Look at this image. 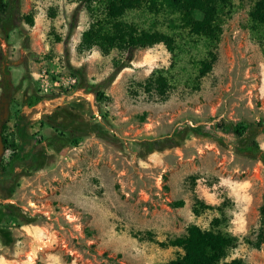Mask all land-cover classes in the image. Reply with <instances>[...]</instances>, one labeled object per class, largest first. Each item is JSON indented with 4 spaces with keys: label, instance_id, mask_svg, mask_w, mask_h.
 <instances>
[{
    "label": "rangeland",
    "instance_id": "374dc122",
    "mask_svg": "<svg viewBox=\"0 0 264 264\" xmlns=\"http://www.w3.org/2000/svg\"><path fill=\"white\" fill-rule=\"evenodd\" d=\"M256 1L219 8L216 42L165 5L127 11L123 22L169 36L173 50L139 49L110 81L124 54L79 50L85 7L64 45L77 3L21 0L33 24L20 23L1 44L12 87L0 171L18 151L22 160L0 187V264H161L183 254L168 242L190 225L237 239L225 261L264 264V243L254 247L264 169L236 152L247 136L217 128L260 124L264 151V23L249 18ZM93 6L100 11L101 0ZM210 52L216 60L201 76ZM69 66L83 68L80 89ZM63 137L68 145L47 141ZM168 137L171 147L143 145Z\"/></svg>",
    "mask_w": 264,
    "mask_h": 264
},
{
    "label": "trees",
    "instance_id": "16d2710c",
    "mask_svg": "<svg viewBox=\"0 0 264 264\" xmlns=\"http://www.w3.org/2000/svg\"><path fill=\"white\" fill-rule=\"evenodd\" d=\"M77 5L69 22L68 33L64 39V45L67 44L72 32L76 29L78 23V15L83 7L89 12L90 24L86 31L82 33L79 43V50L84 51L92 47H97L102 55L109 54L112 50H118L124 54L119 62L114 63L113 70L109 76V80L113 81L117 75L124 69L130 68L134 58L135 51L144 48H151L158 44H163L169 52H172V39L161 33H149L140 30L135 24L123 22L121 18L127 11L140 10L144 7L149 9L157 8V4L165 5L171 9L181 12L182 16L191 22V31L196 35H201L213 42L218 40L220 31L217 24L219 16V8L228 5L230 0H101L102 8L95 11L93 4L96 0H74ZM21 0H0V88L6 92L10 90V70L8 61L4 55L1 44L8 42L10 32L20 23L32 26L33 20L29 15L20 13ZM198 11L202 14L201 20H193L192 14ZM250 21L255 25L264 23V0L255 2L249 13ZM66 51V48H65ZM216 60L213 52L209 53V59L203 62L200 69V75H206L212 68ZM73 74L78 77V88L82 87L85 81L83 68L73 69ZM7 117L0 122L1 131L5 129L9 122ZM18 131L25 134V128L21 126V119H17ZM24 121V119H22ZM19 122V123H18ZM260 124L248 123L245 125H234L224 121L217 124V128L223 133H232L237 137L247 136L246 141L236 146V152L240 155L252 158L260 162L264 169V151L261 150L256 141V135ZM72 137V136H71ZM23 138V137H22ZM48 143L54 147L68 145V141L63 138L47 139ZM5 146V141L3 140ZM76 145V140H73ZM175 144L173 137H168L162 141H146L143 143L147 152L151 153L171 147ZM22 156L18 151L10 156L7 167L1 174L4 179L6 175L12 174L15 165L21 162ZM5 173V175L3 174ZM4 180L1 181V188H4ZM4 190V189H3ZM183 202L175 203V206H181ZM220 220L214 218L211 221V227H216ZM237 239L227 233L213 230H202L196 225H190L186 229L185 235L177 237L168 242L170 247H176L183 251V254L175 259L161 264H241L238 259L229 262L225 261L228 257L230 249L235 248ZM264 243V193L262 195V203L259 208V228L255 248H259Z\"/></svg>",
    "mask_w": 264,
    "mask_h": 264
},
{
    "label": "flooded vegetation",
    "instance_id": "af4514ba",
    "mask_svg": "<svg viewBox=\"0 0 264 264\" xmlns=\"http://www.w3.org/2000/svg\"><path fill=\"white\" fill-rule=\"evenodd\" d=\"M11 93H7L5 90H3V93H2V99H5L7 100V98L5 96H8L10 97ZM4 105H5V102H3L2 104H0V122L5 120L3 118V115H4ZM1 130V129H0ZM2 138V137H1ZM3 141V140H2ZM4 145V144H3ZM0 174H1V171H0ZM4 178L2 175H0V186H1V181H3Z\"/></svg>",
    "mask_w": 264,
    "mask_h": 264
},
{
    "label": "water",
    "instance_id": "95a60500",
    "mask_svg": "<svg viewBox=\"0 0 264 264\" xmlns=\"http://www.w3.org/2000/svg\"><path fill=\"white\" fill-rule=\"evenodd\" d=\"M6 100L5 99H1V102H5ZM8 116V103L6 102L5 105H4V115H3V118L6 119ZM4 152V145H3V141H2V138H1V134H0V158L2 156Z\"/></svg>",
    "mask_w": 264,
    "mask_h": 264
},
{
    "label": "built area",
    "instance_id": "2783aa9c",
    "mask_svg": "<svg viewBox=\"0 0 264 264\" xmlns=\"http://www.w3.org/2000/svg\"><path fill=\"white\" fill-rule=\"evenodd\" d=\"M72 81H74V80H72Z\"/></svg>",
    "mask_w": 264,
    "mask_h": 264
}]
</instances>
